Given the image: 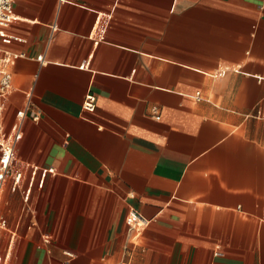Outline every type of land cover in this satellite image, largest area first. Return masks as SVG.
<instances>
[{
    "label": "crops",
    "instance_id": "crops-1",
    "mask_svg": "<svg viewBox=\"0 0 264 264\" xmlns=\"http://www.w3.org/2000/svg\"><path fill=\"white\" fill-rule=\"evenodd\" d=\"M14 14L0 124L29 111L0 197L7 264H264V0Z\"/></svg>",
    "mask_w": 264,
    "mask_h": 264
},
{
    "label": "built area",
    "instance_id": "built-area-1",
    "mask_svg": "<svg viewBox=\"0 0 264 264\" xmlns=\"http://www.w3.org/2000/svg\"><path fill=\"white\" fill-rule=\"evenodd\" d=\"M18 0H0V40L6 44H10L13 38L5 33L16 17L14 14V4ZM12 57L4 53L0 49V102L1 108L9 98L13 90V77L10 71V64ZM84 107L86 109L94 108V100L89 97ZM29 110H22L17 113V122L13 125L10 131H7L3 125L0 124V197L9 180L14 182L15 186L21 182L23 173L16 167V148L22 138L21 127L22 123L28 115ZM153 116L160 119V115L154 110ZM32 120H38L39 116L36 113H31ZM131 227L134 229L142 228L145 222L137 213H132L130 216ZM5 227V222L0 220V228ZM7 258L0 256V264H7Z\"/></svg>",
    "mask_w": 264,
    "mask_h": 264
}]
</instances>
